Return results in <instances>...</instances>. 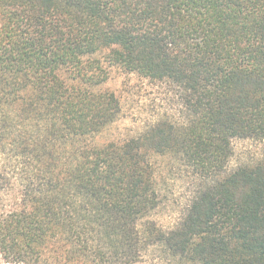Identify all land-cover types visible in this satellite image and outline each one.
<instances>
[{
	"label": "trees",
	"instance_id": "obj_1",
	"mask_svg": "<svg viewBox=\"0 0 264 264\" xmlns=\"http://www.w3.org/2000/svg\"><path fill=\"white\" fill-rule=\"evenodd\" d=\"M116 74L183 121L111 135ZM238 138L264 142V0H0V261L264 264V154L229 169ZM176 164L197 185L165 228Z\"/></svg>",
	"mask_w": 264,
	"mask_h": 264
},
{
	"label": "rangeland",
	"instance_id": "obj_2",
	"mask_svg": "<svg viewBox=\"0 0 264 264\" xmlns=\"http://www.w3.org/2000/svg\"><path fill=\"white\" fill-rule=\"evenodd\" d=\"M107 86L116 90L122 103L121 117L109 130L115 137L137 135L158 119L166 116L176 123L183 121V117L177 110L179 105L171 104L166 99V83L151 82L135 74H116ZM263 154L264 142L251 138L234 139L233 153L227 167L230 169L240 164L253 162ZM190 174L186 167L179 164H176L172 170L171 167L168 170L165 168L159 184L161 204L155 213V219L159 225L169 227L183 214L197 185L196 179ZM0 264L9 263L0 261ZM135 264L149 263L140 261Z\"/></svg>",
	"mask_w": 264,
	"mask_h": 264
}]
</instances>
